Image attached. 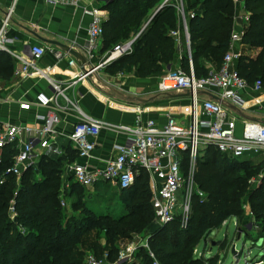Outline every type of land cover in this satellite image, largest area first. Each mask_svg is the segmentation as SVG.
I'll return each instance as SVG.
<instances>
[{
  "label": "trees",
  "instance_id": "16d2710c",
  "mask_svg": "<svg viewBox=\"0 0 264 264\" xmlns=\"http://www.w3.org/2000/svg\"><path fill=\"white\" fill-rule=\"evenodd\" d=\"M109 11L104 21V50L113 51L134 36L133 51L107 65L109 73L117 74L135 69L140 77L163 72L164 64L177 58L175 38L171 31L183 29L180 16L173 5L164 6L148 26L138 35L145 19L160 0H100ZM190 32L191 52L197 77L210 72L206 62L218 68L230 48L234 31V0H184ZM250 14L244 29L243 44L260 49L256 56H243L238 69L249 83H264V0H245ZM134 33V35H133ZM174 60V61H175ZM183 68L189 70V53H182ZM14 60L0 54V77L14 74ZM16 150L7 146L0 163V177L12 164ZM188 159L183 162L187 173ZM65 157L45 155L36 166L29 167L17 186L16 177L9 175L0 184V264H85V250L97 256L108 254L116 260L121 246L119 239L132 235H146L154 221L152 191L149 175L141 170L124 198L129 210L119 217L96 214L82 201L84 186L72 182L65 198L77 195L72 202L76 211L69 215L62 205L61 184ZM264 161L250 157L236 159L209 147L197 162L195 182L204 192L193 195L192 212L187 227L178 217L149 237L151 249L165 264H186L196 260L190 256L199 240L212 229L221 226L230 216L243 217L244 206L251 205L256 219L264 230ZM253 178L259 179L253 188ZM72 180V179H71ZM67 200V199H66ZM15 206L16 214L10 213ZM81 209V212L78 211ZM131 239V238H130ZM105 240V246L102 241ZM125 264H153L149 252L141 248L133 262ZM196 264V263H195Z\"/></svg>",
  "mask_w": 264,
  "mask_h": 264
},
{
  "label": "built area",
  "instance_id": "2783aa9c",
  "mask_svg": "<svg viewBox=\"0 0 264 264\" xmlns=\"http://www.w3.org/2000/svg\"><path fill=\"white\" fill-rule=\"evenodd\" d=\"M45 1L56 5L78 6L82 0ZM236 1L244 7L243 17L247 26L250 14L245 12V0ZM167 5L175 6L180 16L189 53L190 68L188 71L183 68L182 55L178 58V62L166 64L158 89L162 93L189 91L191 92L189 103L178 112H169L167 120L162 124L155 119L143 121L140 110L132 125L117 124L95 118L83 111L68 96L67 90L75 81L83 80L92 73L76 75L72 82L64 83L57 80L54 75L61 61L66 59L69 66H75L77 63L69 52L30 42L18 45L17 49L14 48L16 40L10 37L9 30L15 8L10 6L7 9L5 16L0 17V54H8L15 60L14 73L16 76L21 79L32 77L45 79L48 82L49 91L37 94L35 104L45 109V112L38 116L37 121L30 124L2 123L0 162L7 146L13 148L16 146V153L12 164L0 180L1 184L9 175L20 179L22 174L40 158L39 149L49 148L55 143L58 126L61 123V112L68 107L76 108L78 113V120L74 123L68 137L74 143L80 158L89 160L92 157L96 147L95 141L103 129L123 132L126 135L125 142L116 146L117 154L108 159L104 165H92L88 161L71 163L68 171L72 181L84 187L106 182L125 190L132 187L140 171L145 170L149 175L152 191L154 221L161 225L172 223L179 217L182 227H187L192 212L194 193L201 197L205 195L195 182V173L197 162L207 148L213 147L236 159L249 155L264 157V122L243 120L235 111L223 104L227 102L244 112H251V106L264 109V83L261 80L249 83L238 69V63L244 53L241 49H235V45L243 43L245 28L233 31L230 48L221 65L218 68L211 65L207 76L197 77L187 25L188 16L194 17V14H187L184 0H162L156 8ZM91 13H93V18L88 26L90 48L86 50L90 58L99 48L105 32L102 16L98 13ZM171 35L180 42V29L172 30ZM133 43L134 40H131L116 46L108 59L99 63V68L109 61L131 53ZM47 53L54 56L56 64L40 65V61ZM244 91H249L254 97L249 100L242 97L241 93ZM201 93L214 94L218 97V101L202 98ZM21 107L30 109L31 104L24 103ZM23 137L25 139H22ZM185 159H188L187 175L183 171ZM182 189L181 200L178 194ZM63 199L61 203L64 206L65 199ZM9 210L11 215L16 214L13 201ZM141 248L149 252L153 264H160L150 247L149 237L142 234L135 235L131 242L124 248H120L116 260H110L108 254L104 258H98L94 253L89 252L85 256V264L130 263L135 260L136 253Z\"/></svg>",
  "mask_w": 264,
  "mask_h": 264
},
{
  "label": "crops",
  "instance_id": "0c3cea01",
  "mask_svg": "<svg viewBox=\"0 0 264 264\" xmlns=\"http://www.w3.org/2000/svg\"><path fill=\"white\" fill-rule=\"evenodd\" d=\"M234 1L236 3L234 30H240L246 26L243 17L244 7H242L243 5L241 3L236 0ZM10 6H14L15 12L12 16L9 35L16 40V46H14L16 49L18 45L30 42L32 44L52 46L55 50H63L55 44L41 40V38L56 40L85 53L89 58L87 67H91L103 61L102 56L104 57L106 53L107 55L112 53L110 50H104V36L99 48L94 51V55L91 58L86 53V50L90 48L88 26L93 18V13L91 12H94V14L98 13L102 16L104 21L109 17V11L102 6L100 0H82L78 6L56 5L48 3L45 0H0V17L5 16ZM156 7L153 10H158ZM149 20L148 17L145 19L139 32L135 34V36L137 35L136 37H138ZM180 34V42L175 40L176 60L182 55L184 48L187 46L184 29L180 30ZM135 39L136 38L133 36L126 42L131 40L135 41ZM235 49H241L244 56H256L260 51V49H249L243 43H237ZM100 55L102 56L100 57ZM74 58L77 62L75 66H69L66 59L59 63V68H57L56 75H54L57 80L64 83L72 82L76 75H80L84 72L79 60L76 57ZM14 64L16 66L15 60ZM54 64H56V60L51 53H47L40 61V65L42 66ZM211 65L213 64H208L209 67ZM165 66L166 64L163 66V72L146 77H140L135 69H132L133 72H129V75L124 74V72H118L115 76L113 75V78L109 79L103 76L105 72L103 73L101 70L102 67H100L85 79L75 81L74 84L68 88L67 94L68 96L71 95L69 97L73 99L83 111L95 118L104 119L117 124L132 125L141 110L142 112L140 114L143 121L155 119L162 124L167 120L169 112H178L184 105L189 103L190 98V96L183 95L186 91L159 92L158 84L165 72ZM106 75L110 76L107 73ZM95 80L101 83V89L105 87V82L114 84L115 88L106 87L107 89L103 90L96 89L93 85ZM48 89V82L45 79L35 77L21 79L16 76L15 73L9 79L0 77V127L4 122H9L11 124H30L37 121L38 116L45 112L44 108L35 104L37 94L42 91L48 92ZM169 94L173 95L169 96ZM163 95L165 96L163 97ZM241 95L248 100L254 97L251 96L252 93L249 91H244ZM201 96L202 98H206L205 95ZM24 103H30L31 108H22L21 104ZM225 103L228 105H226L227 108L235 111V107L229 105L227 102H224V104ZM64 104L65 103H63V105ZM250 109L251 112L240 111L250 116L252 119L264 120L263 108L251 106ZM236 114L239 118L247 120L246 117H242V115L237 112ZM77 120L78 113L76 108L68 107L64 109V111L61 112V123L58 126V134L55 143L49 148L39 149L40 158L33 164V166H36L41 160V157L45 155L54 158L65 157L64 173L62 174L61 184V200L64 198V193L67 190L70 191L71 183L73 182L68 171V167L71 163H84L88 161L92 165L102 166L108 159L113 158L117 154L116 146L124 143L126 140V135L123 132L103 129L95 141L96 147L92 157L89 160L80 158L74 143L71 142L68 137ZM241 124H239V127H241ZM22 139H25V137ZM15 148L16 146L13 149ZM3 157L4 154L2 159ZM248 157L253 161H264V157L262 156L249 155ZM2 177L3 175H1L0 180ZM16 181L18 186L21 178L18 179L16 177ZM84 188L100 190V192L105 193L109 192L111 189L122 192L118 187L106 182H100L95 186ZM64 202V206H67L68 202L66 199Z\"/></svg>",
  "mask_w": 264,
  "mask_h": 264
},
{
  "label": "rangeland",
  "instance_id": "374dc122",
  "mask_svg": "<svg viewBox=\"0 0 264 264\" xmlns=\"http://www.w3.org/2000/svg\"><path fill=\"white\" fill-rule=\"evenodd\" d=\"M157 6H159V4ZM155 11L156 9L150 11L148 20ZM245 12H248L246 8ZM185 50L188 51L187 46L184 48V51ZM110 55L111 54L107 55L106 53L104 57L102 55H100V57L102 56V60L105 61ZM174 60L175 58L171 61L174 63L179 61ZM112 62L114 61H109V63L104 65L101 69L103 73L105 72V75L103 74V76L107 79L113 78V75H116L107 71V65ZM205 64L208 65L209 63L206 62ZM131 71L133 72V70L125 71L124 74L129 75V72ZM106 73L110 76H107ZM100 84L101 83H99L97 80H95L93 83L96 89H101ZM104 85L105 87H103L101 90L107 89L106 87L115 88L114 84L112 83L105 82ZM187 173H185V175H187ZM258 180V178H253L251 181L253 188L258 186ZM195 187L197 186L195 185ZM80 191L83 193L82 201L87 204L89 209H92L98 215L109 214L112 217H119L124 213H127L129 210L127 207H125L124 197L127 196V193L125 192H117L116 190L111 189L109 192L105 193L100 192V190L87 188L80 189ZM182 191L183 189L178 194L180 199L182 197ZM65 199H67L68 203L64 208H67L69 215L76 212L72 209V202L77 199V195H71ZM78 212L80 213L81 209ZM244 214L245 215L243 217H227L222 222L220 227L214 228L209 233L204 235L190 253L191 258L193 260L195 259L196 262L193 261V263L186 264H264V230L262 229V223L256 219L250 204L244 206ZM240 230L242 231L241 233L239 232ZM135 235H139V233L132 235V237H130L131 239L120 238L118 242L121 248H124L129 242H131ZM101 245L105 246V240L102 241ZM89 252H92L96 255V253L92 250H85V256ZM97 257L104 258L105 255L102 257ZM159 262L160 264H165L160 260Z\"/></svg>",
  "mask_w": 264,
  "mask_h": 264
},
{
  "label": "water",
  "instance_id": "95a60500",
  "mask_svg": "<svg viewBox=\"0 0 264 264\" xmlns=\"http://www.w3.org/2000/svg\"><path fill=\"white\" fill-rule=\"evenodd\" d=\"M164 6L160 7L158 10H156V12L153 14V16L150 18V20L148 21V23L146 24V26L143 28V30L148 26V24L154 19V17L158 14V12L163 9ZM142 30V31H143ZM141 31V32H142ZM41 40L45 41V42H48V43H51V44H55L57 46H59L60 48H62L64 51L66 52H69L71 55H73L74 57H76L79 62H80V65H81V68L84 70V74L88 73V72H93L95 71L96 69L99 68V64H96V65H93L91 67H87V64L89 63V58L88 56L81 52V51H78L76 50L75 48H73L72 46H69L67 44H63L61 42H58L56 40H50V39H46V38H41ZM167 95V94H165ZM163 95V97L165 96ZM170 95H173V94H169ZM183 95H186V96H191V92L189 91H186ZM201 95H205L206 98H211V99H214V100H217L218 101V98L217 96L213 95V94H210V93H201ZM224 104V102H223ZM225 106L227 105L226 103L224 104ZM228 106V105H227ZM234 110L242 115V117H246V119H249V120H255V121H260V122H264V120H257V119H252L250 116L244 114L242 111L240 110H237L234 108ZM164 225H161L159 224L158 222L156 221H153L149 226L148 228L146 229V234L147 236L151 237L153 236L156 232H158L159 230H161V228H163ZM240 233L242 232L241 230L239 231Z\"/></svg>",
  "mask_w": 264,
  "mask_h": 264
}]
</instances>
